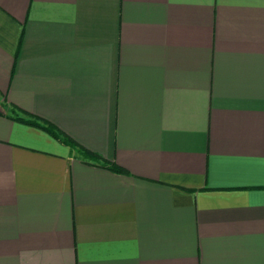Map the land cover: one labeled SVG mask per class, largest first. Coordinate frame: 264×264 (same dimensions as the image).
I'll return each mask as SVG.
<instances>
[{
  "label": "crops",
  "instance_id": "1",
  "mask_svg": "<svg viewBox=\"0 0 264 264\" xmlns=\"http://www.w3.org/2000/svg\"><path fill=\"white\" fill-rule=\"evenodd\" d=\"M0 264H264V0H0Z\"/></svg>",
  "mask_w": 264,
  "mask_h": 264
},
{
  "label": "trees",
  "instance_id": "2",
  "mask_svg": "<svg viewBox=\"0 0 264 264\" xmlns=\"http://www.w3.org/2000/svg\"><path fill=\"white\" fill-rule=\"evenodd\" d=\"M12 117L45 129L46 131H48L51 134H53L54 136L58 137L62 141H65L68 144H70L72 148L76 147V145H77V143L73 139H71L67 134L60 131L58 128H56L49 121L44 120V119H40L38 116L30 115L29 117L24 118L20 115L14 114V115H12ZM78 148L80 149L81 153L84 156L89 157L91 159H94L95 161L99 162L102 165H106L109 168L116 170V171H120V172L126 171L123 167L117 165L116 163H114L112 161H107V160L103 159L99 154H97L95 152H92V151H90L84 147H80V146Z\"/></svg>",
  "mask_w": 264,
  "mask_h": 264
}]
</instances>
